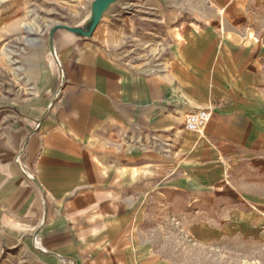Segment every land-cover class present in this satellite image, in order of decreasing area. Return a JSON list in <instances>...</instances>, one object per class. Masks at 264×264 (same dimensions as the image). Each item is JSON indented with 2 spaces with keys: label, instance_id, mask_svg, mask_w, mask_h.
<instances>
[{
  "label": "crops",
  "instance_id": "0c3cea01",
  "mask_svg": "<svg viewBox=\"0 0 264 264\" xmlns=\"http://www.w3.org/2000/svg\"><path fill=\"white\" fill-rule=\"evenodd\" d=\"M93 1L81 0L83 30ZM138 2L156 24L59 29L60 67L46 49L41 93L0 96V148L12 151L0 155V246L17 247L4 264H181L141 225L151 197L183 193L197 243L264 241V32L252 24L264 0ZM1 6L4 36L21 11L6 23ZM151 36L155 50H121ZM201 108L211 112L204 129H185Z\"/></svg>",
  "mask_w": 264,
  "mask_h": 264
},
{
  "label": "rangeland",
  "instance_id": "374dc122",
  "mask_svg": "<svg viewBox=\"0 0 264 264\" xmlns=\"http://www.w3.org/2000/svg\"><path fill=\"white\" fill-rule=\"evenodd\" d=\"M96 1L94 0L91 6L92 13ZM0 5H3L1 12L6 17V23L16 9L21 11L20 25L0 36V96L19 97L21 101L27 103L41 93V86L45 83L41 64L46 49L50 48L60 67L53 42L56 31L81 29V0H1ZM142 13V4L138 0H116L107 6L96 27L115 28L126 19L139 21L143 19L145 22L157 23L155 18L149 19V16ZM252 24L256 32L259 34L264 32V18L252 21ZM150 26L152 27L148 25L149 28ZM172 26V23L165 21L166 31ZM146 40L130 38L121 50L126 52L127 49L138 45L135 47L152 51L160 45L156 37H146ZM153 56L150 53L146 61L150 68L158 62ZM58 92L61 93V89L55 92V98H58L56 95ZM10 152L12 153L11 148H0V155L3 157L10 155ZM190 202V196L184 193L151 197L153 208L141 227L154 241L158 250L172 256L181 264H264L262 240H243L237 245L231 244V249L228 250L218 245L200 244L191 238L182 222L186 220L182 216L193 213H184L188 208L186 205ZM231 202L233 198L230 196L218 199L220 204L229 205ZM200 204L203 206L206 203L200 201ZM214 205L215 218L220 219L222 210L219 204ZM204 214L199 212L198 216L202 217ZM15 248L17 247L0 246V264H4V257H12Z\"/></svg>",
  "mask_w": 264,
  "mask_h": 264
},
{
  "label": "built area",
  "instance_id": "2783aa9c",
  "mask_svg": "<svg viewBox=\"0 0 264 264\" xmlns=\"http://www.w3.org/2000/svg\"><path fill=\"white\" fill-rule=\"evenodd\" d=\"M57 96L60 95L58 92ZM211 117V112L207 108L197 109L193 112H190L184 117V128L189 131H201L207 125Z\"/></svg>",
  "mask_w": 264,
  "mask_h": 264
},
{
  "label": "water",
  "instance_id": "95a60500",
  "mask_svg": "<svg viewBox=\"0 0 264 264\" xmlns=\"http://www.w3.org/2000/svg\"><path fill=\"white\" fill-rule=\"evenodd\" d=\"M114 1L116 0H97L95 2L93 6V19L91 22L90 29L88 31L83 29H73V28H69V29L74 31L75 33H80L82 35L89 36L92 33V31L96 28L107 6Z\"/></svg>",
  "mask_w": 264,
  "mask_h": 264
}]
</instances>
